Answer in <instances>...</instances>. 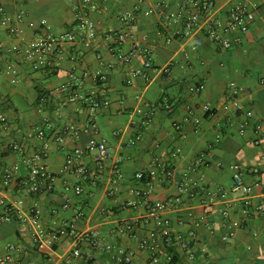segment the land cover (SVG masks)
Segmentation results:
<instances>
[{
	"label": "crops",
	"instance_id": "1",
	"mask_svg": "<svg viewBox=\"0 0 264 264\" xmlns=\"http://www.w3.org/2000/svg\"><path fill=\"white\" fill-rule=\"evenodd\" d=\"M160 1L178 5L184 0H93L95 11L86 9V0H0L5 13H0V199L8 203L23 200L26 207H34L43 228L42 236L34 241L20 236L16 220L0 222L3 264H82V259L71 256L77 242V247L84 254H93L99 264H125L121 258L125 255L132 257L129 264H151L150 254L141 248V243L148 241L154 220L144 205L128 206L139 202L138 191L152 204L181 199L178 211L170 215L172 230L191 244L188 250L181 245L171 248L179 264H264V209L257 212L254 207H244L241 193L232 189V171L216 166L220 162L237 163L244 168L262 169L257 177L247 180L258 182L252 202L264 207V127L258 137L255 133L256 126L264 122V0H245L250 4L249 32L228 51L220 50L200 34L203 45L196 51L191 47L194 40L186 45L167 44L158 18L143 16L146 7ZM214 1L227 6L242 0ZM136 7L141 10L136 40L152 49L153 81L148 84L138 77L132 85L126 82L128 70L144 68L141 55L128 67L118 66L109 75L106 91L111 102L96 114L99 134L94 135L89 130L86 104L78 102L57 110V90L68 85L75 73L82 83L80 96L101 95L103 87L84 78V72L88 69L95 73L103 63L116 62L119 51L129 52L131 38L118 48L106 36L118 29L121 16ZM20 11L26 16V24L22 25L26 40L34 36L29 23L36 27L45 24L46 30L60 33L71 29L81 12L89 14L97 24L100 36L92 47L79 48L75 60L73 49H68L58 68L32 71L26 65H17L7 53L18 40L9 37L2 21L6 16L14 25ZM99 53L103 55L102 62L97 59ZM9 63L17 66L16 76L4 73ZM200 82L205 90L197 94L193 88ZM232 82L243 89L240 100L254 113L253 124L244 135L239 132L244 114L225 109L232 103ZM42 92L50 96L47 104L40 107ZM163 98L169 99L171 109L159 111L147 123L146 103L155 104ZM208 104L212 110L205 112ZM46 123H52L54 128L43 163L58 182L51 193L27 196L19 182L4 180V171L18 167L19 177L28 174L24 157L13 152L11 145L26 144V134ZM177 125L181 127L179 132ZM218 134L221 139L216 142ZM92 140L107 143L109 159L105 170L95 185L84 184L81 196L68 193L71 207L65 210L64 185L78 182L72 172L64 171L66 157L75 148L86 150ZM96 155V150H89L79 162L95 171ZM200 155H209L208 165L192 173L190 169ZM115 166L123 174L122 179L114 174ZM151 169L159 171L157 179H137L139 172ZM165 169L174 172L173 180L163 177ZM185 174L195 188L192 197L181 195L177 188ZM124 222L138 223L136 237L120 232ZM65 226L74 229V236L52 242L50 234ZM86 231L103 239L104 250L92 253L89 243L77 238Z\"/></svg>",
	"mask_w": 264,
	"mask_h": 264
},
{
	"label": "built area",
	"instance_id": "2",
	"mask_svg": "<svg viewBox=\"0 0 264 264\" xmlns=\"http://www.w3.org/2000/svg\"><path fill=\"white\" fill-rule=\"evenodd\" d=\"M86 9L88 11H95L96 6L93 0H86ZM144 17L156 16L159 20L160 27L163 30V37L167 44L175 42L186 45L190 40H194L192 50L196 51L203 45V40L198 37L204 35L212 41L220 50L228 51L233 49L241 42L242 35L249 32V2L242 0L234 2L229 5L220 6L214 0H184L181 4L173 5L170 2L160 1L153 3L143 10ZM0 13H4V8L0 7ZM141 13L140 7H136L134 11L125 13L119 18V27L107 33L106 39L112 41V46L116 45L118 48L127 39L133 40L129 52H120L117 55L116 62L103 63L102 68L95 73H89L88 69L84 72V78H90L99 86L103 87L100 96H80L78 90L82 86L80 79L75 73L70 76L71 81L68 85H64L61 89L57 90L58 103L57 110H64L72 105L81 102L86 104L89 111L88 126L89 130L94 134H99V127L95 122V116L99 111L109 107L110 97L106 91V85L109 80V75L119 66L128 67L133 63L138 55H141L144 60V68L142 70H128L127 83L132 85L134 79L141 77L148 84L153 81L152 74L155 72L154 59L152 49L145 43L139 44L136 40L135 28L138 23V16ZM2 24L7 26L10 38L17 39L18 42L11 46L7 53L14 58L17 65H26L32 71L53 70L58 68L63 60L66 58L67 50L73 49L75 60L78 55V49L81 47H92L98 40L100 34L97 24L90 18L86 12H81L77 16L73 27L68 31L54 33L46 30L42 24L36 27L34 23H29L28 27L33 29V38L30 40L25 39L22 30V25L26 24V16L23 11H20L15 18V24H11V19L4 17ZM117 48V49H118ZM188 58V55H186ZM97 59L102 62L103 55L98 54ZM186 69L185 65H182ZM6 75L16 76L18 74L17 66L9 63L4 70ZM15 82V81H14ZM264 87V79L261 81ZM193 90L199 94L205 90L203 83H197ZM243 89L236 83L230 84V97L232 99L231 105H226L225 109L233 110L237 113H243L244 119L240 122L239 132L244 135L248 129L251 128L254 120V113L252 110L246 109L241 102L240 98ZM49 95L42 94L39 98L40 107L47 104ZM147 117L146 122H150L159 111H168L171 109V103L168 98H163L160 102L155 104L146 103ZM205 112L212 110L208 104L204 107ZM199 123L198 120L195 121ZM264 127V122L258 124L255 128L256 136L260 135L261 129ZM54 125L46 123L33 127L26 134V144L15 143L11 145L13 152L24 157V161L28 168V174L24 177H19V169L15 167L13 170L5 169L4 180L7 183L17 181L22 192L27 196H37L43 193H51L55 190L58 178L51 173L44 165V157L48 148V137L53 131ZM181 127L176 126V131L179 132ZM75 135L78 131L75 130ZM221 135L216 136V142H219ZM259 143V138L256 144ZM32 149V152L30 151ZM89 150H96L95 157V171L89 170L85 165L81 164L79 160ZM209 155H200L197 157L195 163L192 165L190 171L197 173L203 166L208 165ZM109 159V148L107 143L97 142L92 140L87 146L86 150L75 148L68 154L65 161V172H72L78 179L75 184L66 182L64 185L65 201L63 209L69 210L71 207L68 193L74 196H81L84 191V184L91 183L95 185L100 178L101 173L105 170L106 162ZM217 168H228L233 173L232 189L235 192L241 193L244 207L250 209L255 208V211L261 212L264 207L262 205L255 206L252 202V195L254 187L258 182L249 183L248 178L257 177L262 169L260 168H244L240 164L225 165L217 163ZM163 177L167 180H173L175 174L172 170H163ZM114 174L117 178L122 179L123 174L120 169L115 166ZM157 169H151L147 172H139L137 179L144 181L157 179L159 177ZM195 184V183H194ZM178 191L181 195L186 197L193 196L195 188L189 183L188 175L185 176L177 183ZM138 201L128 203V206L136 207L138 204L144 205L151 213L154 220V229L148 234V241L141 243V248L148 251L150 254L151 264H179L175 260L171 248L175 245H181L184 250H188L191 242L185 239L182 235L176 234L172 230V221L170 215L178 211L181 199L177 198L174 201H167L162 203L152 204L145 195L141 192H136ZM83 213H79L82 217ZM227 214H224L226 217ZM16 220L19 226V233L23 239L38 240L42 236L43 228L39 213L34 207H26L25 201L20 200L18 203H8L4 199H0V222H8ZM138 223L124 222L120 227V232L128 235L130 238L136 237V230ZM74 236V229L72 227H63L50 234V240L56 242L63 237ZM81 241L89 243L92 253H99L105 248V243L97 234L86 231L77 237ZM78 244V242H77ZM75 245L71 251V256L77 259H82V264H99L93 254H84L78 245ZM12 249V247H10ZM119 254L124 255L122 251ZM124 258L122 263H131L132 257L129 255L121 256ZM192 258V256H191ZM122 261V259H121ZM4 260L0 258V264ZM69 263V262H68ZM67 263V264H68ZM61 264V263H54Z\"/></svg>",
	"mask_w": 264,
	"mask_h": 264
},
{
	"label": "trees",
	"instance_id": "3",
	"mask_svg": "<svg viewBox=\"0 0 264 264\" xmlns=\"http://www.w3.org/2000/svg\"><path fill=\"white\" fill-rule=\"evenodd\" d=\"M42 94H43V92L41 93V95H42ZM41 95H40V96H41ZM144 181H146V180H144ZM175 260H176V259H175Z\"/></svg>",
	"mask_w": 264,
	"mask_h": 264
},
{
	"label": "rangeland",
	"instance_id": "4",
	"mask_svg": "<svg viewBox=\"0 0 264 264\" xmlns=\"http://www.w3.org/2000/svg\"><path fill=\"white\" fill-rule=\"evenodd\" d=\"M17 99V98H16Z\"/></svg>",
	"mask_w": 264,
	"mask_h": 264
}]
</instances>
